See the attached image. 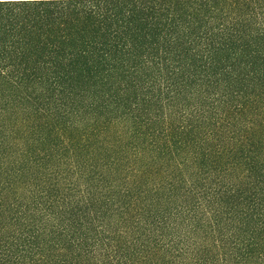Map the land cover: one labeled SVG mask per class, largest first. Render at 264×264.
Here are the masks:
<instances>
[{
	"label": "trees",
	"instance_id": "obj_1",
	"mask_svg": "<svg viewBox=\"0 0 264 264\" xmlns=\"http://www.w3.org/2000/svg\"><path fill=\"white\" fill-rule=\"evenodd\" d=\"M0 264H264V0H0Z\"/></svg>",
	"mask_w": 264,
	"mask_h": 264
}]
</instances>
